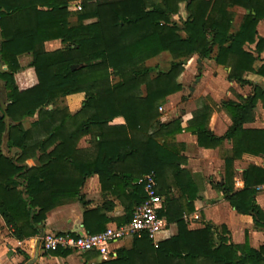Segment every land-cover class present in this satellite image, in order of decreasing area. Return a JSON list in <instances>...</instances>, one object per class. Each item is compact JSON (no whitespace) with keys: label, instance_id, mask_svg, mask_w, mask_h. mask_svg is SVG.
<instances>
[{"label":"trees","instance_id":"1","mask_svg":"<svg viewBox=\"0 0 264 264\" xmlns=\"http://www.w3.org/2000/svg\"><path fill=\"white\" fill-rule=\"evenodd\" d=\"M76 2L80 9L73 11ZM182 4L186 16L176 21ZM237 9L245 14L236 28ZM263 20L264 0H0V216L14 236L39 235L47 214L65 200L86 206L81 189L94 175L103 192L123 202L126 215L119 226L125 225L147 200L144 178L154 175L156 192L165 198L160 217L177 226V235L156 245L145 234L101 264H264V247L228 245L222 237L217 243L209 225L188 228L184 215L195 211L198 191L181 168V121L159 120V108L182 91L178 79L195 55L230 69L228 80L242 86L252 85L248 74L264 77V66L256 70L257 57L245 49L256 44L258 54L264 51L257 32ZM51 41L63 47L47 51ZM165 53L173 59L168 70L147 65ZM24 56L31 58L28 67L38 83L22 91L15 75L24 68ZM78 94L85 101L72 114L61 101ZM259 101L264 106V88L255 85L241 103L223 104L232 119L223 138L208 130L210 106L195 114L188 130L201 147L229 139L236 158L264 156V129L244 127L255 121ZM87 136L91 146L79 148ZM226 167L229 180L232 161ZM243 178L239 192L228 183L214 187L238 213L261 225L264 213L255 205L254 188L264 184V169L251 166ZM111 205L84 212L88 233L106 230Z\"/></svg>","mask_w":264,"mask_h":264},{"label":"crops","instance_id":"2","mask_svg":"<svg viewBox=\"0 0 264 264\" xmlns=\"http://www.w3.org/2000/svg\"><path fill=\"white\" fill-rule=\"evenodd\" d=\"M243 11V9H240V12ZM243 13L245 14V11ZM71 21L75 22L76 20L73 19ZM257 32L258 37L264 39V20L258 24ZM62 47L60 41H51L45 44L47 51H54ZM245 49L257 57L254 65L256 70L264 66V51L258 54L256 52V44L246 45ZM22 58L28 63L31 60L28 56ZM194 63L198 65L200 72L204 74L201 83L207 78L210 82L206 86L204 84L198 85L195 90H191L190 92L194 93V95L183 103L179 102L171 110L174 106L172 101L185 93L186 86L183 83L190 79V73L194 70ZM186 68V72L178 79L179 83L182 84V91L170 96L166 103L162 105V111L165 110V114L168 112L170 116L165 115L161 111L159 119L162 124H167L174 120L181 121L183 131L176 136V143L183 159L181 168L189 172L198 191L197 200L194 203L195 211L185 214L184 219L190 230L202 229L206 225L211 226L217 243H219L217 238L222 237L227 239L228 245L247 246L250 250L260 251L264 247V222H261V225H256L252 216L238 213L214 186L220 183H228L234 192L242 191L245 188L244 172L251 166L264 169V156L244 154L236 158L234 156L233 142L229 139H224L215 148L207 149L201 147L198 137L189 131L188 128L195 114L205 106H210L211 113L208 121V130L216 138L225 137L232 126V119L223 104L228 101L241 103L243 99L253 95L255 85L264 88V77L248 74L246 79L252 85L242 86L228 80L230 69L217 65L213 60L201 59L197 55L189 60ZM15 81L18 88L22 91L30 89L38 83L35 71L31 67H27L17 73ZM2 89L3 86L0 84V90ZM1 93L3 103L5 95L4 92ZM84 97V94H78L67 98H72L78 102L82 101ZM117 123H122V120H118ZM244 127L246 129H264V106L261 101L258 102L256 107L255 121ZM85 138V146H79V148L86 149L91 146V137L87 136ZM228 160L232 161L231 178L229 180L226 179V161ZM34 164L36 162H31V165ZM254 189L255 205L264 213V184L258 185ZM171 195L176 197L177 191L172 189ZM81 196L86 206L79 200H65L47 214L44 225L40 226L41 233L25 240H18L14 236L13 230L7 226L0 216V264H101L116 257L118 250L129 249L134 241L132 238H127L112 245L108 259L101 257L96 252L83 255L73 252L68 255H56L51 252H45L42 249L41 237L45 233L74 234L82 231L87 232L84 227L83 215L88 209L93 210L102 207L106 202H112V205L109 206V211L106 212L107 218L111 220L107 228L119 226V223L126 215L123 202L110 192H103L98 175L86 180L84 187L81 189ZM163 199L164 209L165 198L163 197ZM162 219L165 228L156 236L154 243L156 245L171 239L178 232L175 224H169L164 217ZM224 229L226 232H224Z\"/></svg>","mask_w":264,"mask_h":264},{"label":"built area","instance_id":"3","mask_svg":"<svg viewBox=\"0 0 264 264\" xmlns=\"http://www.w3.org/2000/svg\"><path fill=\"white\" fill-rule=\"evenodd\" d=\"M147 194L146 202L138 206L132 220L122 226L108 227L104 232L90 234L85 231L69 233H45L41 237L42 249L45 252H73L77 254L98 253L108 259L112 245L127 238H141L147 234L155 243L156 236L165 228L160 217L164 199L157 194V182L154 175L144 178Z\"/></svg>","mask_w":264,"mask_h":264},{"label":"rangeland","instance_id":"4","mask_svg":"<svg viewBox=\"0 0 264 264\" xmlns=\"http://www.w3.org/2000/svg\"><path fill=\"white\" fill-rule=\"evenodd\" d=\"M79 9H80V2H76V3L72 4L71 10L75 11V10H79ZM239 12H240V9L239 10L237 9L236 10L237 16H236V19H235V22H234V26L236 28L241 23L242 16L244 15V13H243L244 11L240 12V13ZM185 16H186L185 4H182L181 7H180L179 15L175 16L174 19L176 21H181L183 18H185ZM72 22H74V21H72ZM21 60H22L21 64L24 67L23 69H26L28 67L29 63L27 61H25L23 58ZM172 60H173L172 56L167 54V53H165V54L160 55L157 58H154V59L148 61L147 65L150 66V67L158 66L159 70H168ZM187 65H186V67H187ZM193 66H194V70H193V72L190 73V79H188L187 81H184V83H183L186 86L185 93L182 96L177 97L174 101H172V104L174 106L172 107L171 110H173L174 107H176L179 102L183 103V102L186 101V99L191 98L194 95V93L190 92L191 90H195L198 85L201 86V85L204 84V86H206L210 82L208 80V78H207L203 83H201L202 80H203L204 74H202V72H200L201 70H200V68L198 67V65L196 63H194ZM186 67H185V70H184L183 74L186 72V69H187ZM3 70H6V67H3ZM182 75L180 77H182ZM1 95H2V93H1ZM84 101H85V97L83 98L82 101H78V102L74 101L72 98H65V99H63L61 101V105L63 107H66L70 113L75 114V113H77V112H79L81 110V107H83ZM222 101H223V99H222ZM162 110L163 109H162V106H161L159 108V112H161ZM162 112L165 114V110L162 111ZM165 115L170 116L168 112H166ZM36 118L37 117H35L33 120H36ZM84 138L81 139L80 142H79V146L80 147L81 146H85V144H86V138L85 139Z\"/></svg>","mask_w":264,"mask_h":264},{"label":"water","instance_id":"5","mask_svg":"<svg viewBox=\"0 0 264 264\" xmlns=\"http://www.w3.org/2000/svg\"><path fill=\"white\" fill-rule=\"evenodd\" d=\"M78 68V66H72V70H76Z\"/></svg>","mask_w":264,"mask_h":264}]
</instances>
